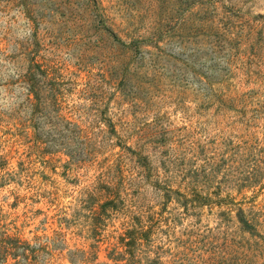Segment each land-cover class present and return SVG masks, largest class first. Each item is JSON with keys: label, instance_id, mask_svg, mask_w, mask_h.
<instances>
[{"label": "rangeland", "instance_id": "rangeland-1", "mask_svg": "<svg viewBox=\"0 0 264 264\" xmlns=\"http://www.w3.org/2000/svg\"><path fill=\"white\" fill-rule=\"evenodd\" d=\"M0 264H264V0H0Z\"/></svg>", "mask_w": 264, "mask_h": 264}, {"label": "trees", "instance_id": "trees-1", "mask_svg": "<svg viewBox=\"0 0 264 264\" xmlns=\"http://www.w3.org/2000/svg\"><path fill=\"white\" fill-rule=\"evenodd\" d=\"M239 221L242 223V227L247 228L250 226V223L244 217H239ZM125 246L131 247L130 243H126ZM129 253V251H128Z\"/></svg>", "mask_w": 264, "mask_h": 264}]
</instances>
